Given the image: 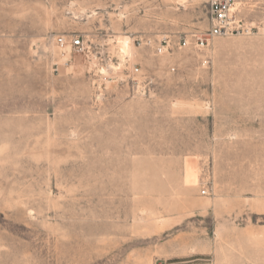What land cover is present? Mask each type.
<instances>
[{
	"label": "rangeland",
	"instance_id": "obj_1",
	"mask_svg": "<svg viewBox=\"0 0 264 264\" xmlns=\"http://www.w3.org/2000/svg\"><path fill=\"white\" fill-rule=\"evenodd\" d=\"M236 1L251 30L213 37L207 0H0V264H264V0Z\"/></svg>",
	"mask_w": 264,
	"mask_h": 264
},
{
	"label": "built area",
	"instance_id": "obj_2",
	"mask_svg": "<svg viewBox=\"0 0 264 264\" xmlns=\"http://www.w3.org/2000/svg\"><path fill=\"white\" fill-rule=\"evenodd\" d=\"M209 6V13L211 18V28L209 30L210 36L225 37L230 36L241 31H250L251 28L242 23L241 19L237 17L238 2L236 0H207ZM208 38H200V41L204 43ZM59 46L64 47L68 44V40L64 36L57 38ZM71 46L80 48L83 47V40L81 36H75L69 40ZM139 68L135 69L138 72ZM206 189L202 190L205 194Z\"/></svg>",
	"mask_w": 264,
	"mask_h": 264
},
{
	"label": "bare ground",
	"instance_id": "obj_3",
	"mask_svg": "<svg viewBox=\"0 0 264 264\" xmlns=\"http://www.w3.org/2000/svg\"><path fill=\"white\" fill-rule=\"evenodd\" d=\"M186 180L189 183L196 182L197 181V175H196V173L195 172L193 173V172L187 171Z\"/></svg>",
	"mask_w": 264,
	"mask_h": 264
}]
</instances>
